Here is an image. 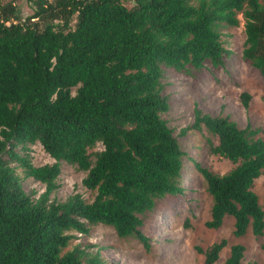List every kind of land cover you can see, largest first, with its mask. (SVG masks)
Masks as SVG:
<instances>
[{"label": "trees", "instance_id": "16d2710c", "mask_svg": "<svg viewBox=\"0 0 264 264\" xmlns=\"http://www.w3.org/2000/svg\"><path fill=\"white\" fill-rule=\"evenodd\" d=\"M31 2L38 22L10 23L0 10V264H106L100 253H64L74 233L98 224L149 249L142 216L186 191V153L163 118L170 104L162 67L223 66L232 55L223 31L239 27L242 15L241 57L264 77V0ZM242 97L247 106L250 95ZM193 128L216 137L217 145L209 141L213 153L236 165L218 175L194 162L213 201L207 226L218 229L231 216L236 237L249 229L263 236L264 210L253 190L264 174L259 131L198 110ZM37 143L55 163H32L29 146ZM97 144L103 150L93 162L89 149ZM61 162L87 172L92 202L50 199ZM19 168L45 185L38 200L25 191ZM226 246L213 244L205 264H215ZM245 251L233 245L225 264H242Z\"/></svg>", "mask_w": 264, "mask_h": 264}, {"label": "rangeland", "instance_id": "374dc122", "mask_svg": "<svg viewBox=\"0 0 264 264\" xmlns=\"http://www.w3.org/2000/svg\"><path fill=\"white\" fill-rule=\"evenodd\" d=\"M127 4L131 7L133 2ZM3 7L6 8L3 14L10 18V23L38 22L36 18L31 19L35 15L31 0H0L1 11ZM239 20V27L223 31L225 47L232 52V55L225 56L223 66L214 67L207 61L201 70L190 67L188 72L162 67V94L170 104V110L163 118L186 153L182 180L186 191L183 195L159 200L153 211L142 216L144 225L141 230L149 237L150 248L135 238L122 239L114 228L98 224L90 226L87 234L74 233L76 238L64 253L75 248L87 254L100 253L106 264H205L206 251L213 244L225 240L227 246L215 264H225L231 247L237 244L246 248L242 264H264V235L256 237L249 229L245 236L236 237L235 220L231 216H227L218 229L207 226L211 220L213 201L205 180L194 164L198 162L218 175L227 174L236 167L228 159L213 153L209 141L217 145L216 137L205 128H193L197 110L212 117L230 116L241 128L251 126L253 130H258L257 137L264 140V77L241 57L245 21L242 15H239ZM75 23L74 18L73 28ZM244 93L250 95L247 106L242 97ZM29 148L28 154L35 166L55 163L39 143ZM17 150L22 154L24 152L20 148ZM102 150L101 144L89 149L93 162ZM61 169L58 188L50 199L66 202L79 195L86 202H92L96 192L83 185L87 172L66 162H61ZM17 172L25 191L34 200L46 192L45 185L26 177L22 169ZM253 190L264 210V174L256 180Z\"/></svg>", "mask_w": 264, "mask_h": 264}]
</instances>
